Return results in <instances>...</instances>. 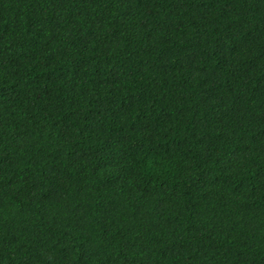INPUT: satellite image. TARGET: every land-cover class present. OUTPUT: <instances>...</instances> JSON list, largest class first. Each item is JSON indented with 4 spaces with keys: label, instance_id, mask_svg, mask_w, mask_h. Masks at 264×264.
<instances>
[{
    "label": "trees",
    "instance_id": "obj_1",
    "mask_svg": "<svg viewBox=\"0 0 264 264\" xmlns=\"http://www.w3.org/2000/svg\"><path fill=\"white\" fill-rule=\"evenodd\" d=\"M0 264H264V0H0Z\"/></svg>",
    "mask_w": 264,
    "mask_h": 264
}]
</instances>
